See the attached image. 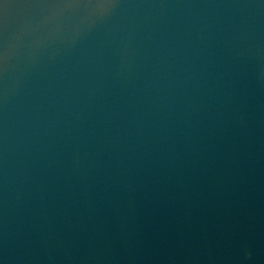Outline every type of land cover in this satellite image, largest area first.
<instances>
[{"label":"water","instance_id":"obj_1","mask_svg":"<svg viewBox=\"0 0 264 264\" xmlns=\"http://www.w3.org/2000/svg\"><path fill=\"white\" fill-rule=\"evenodd\" d=\"M0 264H264V0H0Z\"/></svg>","mask_w":264,"mask_h":264}]
</instances>
